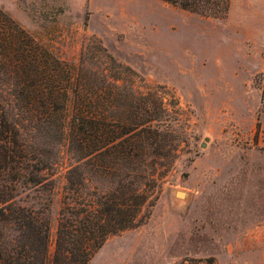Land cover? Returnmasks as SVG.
Wrapping results in <instances>:
<instances>
[{
	"label": "rangeland",
	"instance_id": "rangeland-1",
	"mask_svg": "<svg viewBox=\"0 0 264 264\" xmlns=\"http://www.w3.org/2000/svg\"><path fill=\"white\" fill-rule=\"evenodd\" d=\"M0 7L75 68L81 57L107 65L124 77L123 93L133 84L162 104L153 117L169 151L157 183L139 222L109 234L91 264H264V0H230L223 16L167 0ZM65 165L50 176V251Z\"/></svg>",
	"mask_w": 264,
	"mask_h": 264
},
{
	"label": "trees",
	"instance_id": "trees-1",
	"mask_svg": "<svg viewBox=\"0 0 264 264\" xmlns=\"http://www.w3.org/2000/svg\"><path fill=\"white\" fill-rule=\"evenodd\" d=\"M167 1L223 16L230 0ZM123 81L84 57L70 65L0 7V264H91L109 234L139 222L169 150L161 102ZM64 160L50 251V176Z\"/></svg>",
	"mask_w": 264,
	"mask_h": 264
},
{
	"label": "water",
	"instance_id": "water-1",
	"mask_svg": "<svg viewBox=\"0 0 264 264\" xmlns=\"http://www.w3.org/2000/svg\"><path fill=\"white\" fill-rule=\"evenodd\" d=\"M176 194L182 196L185 194V192L183 190L178 189V190H176Z\"/></svg>",
	"mask_w": 264,
	"mask_h": 264
}]
</instances>
